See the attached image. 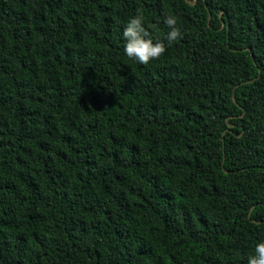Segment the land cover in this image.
<instances>
[{
	"label": "trees",
	"instance_id": "obj_1",
	"mask_svg": "<svg viewBox=\"0 0 264 264\" xmlns=\"http://www.w3.org/2000/svg\"><path fill=\"white\" fill-rule=\"evenodd\" d=\"M0 264H264V0H0Z\"/></svg>",
	"mask_w": 264,
	"mask_h": 264
}]
</instances>
